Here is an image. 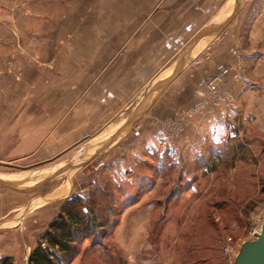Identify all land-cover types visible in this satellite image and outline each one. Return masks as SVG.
<instances>
[{
    "label": "crops",
    "instance_id": "1",
    "mask_svg": "<svg viewBox=\"0 0 264 264\" xmlns=\"http://www.w3.org/2000/svg\"><path fill=\"white\" fill-rule=\"evenodd\" d=\"M239 2L240 12L227 30L219 37L201 40L192 55L189 48L181 58L187 60L180 75L156 95L148 113L104 153V157L118 156L111 162L114 166H124L119 159L122 149L146 141L140 150L146 162L140 161L135 171L125 167L121 171L119 166L118 176L110 177V183H136L134 188H140L153 178L154 189L160 186V173L171 174L178 167L186 173L191 167L189 159L180 164L175 160L180 152L173 148L175 138H170L169 126L199 103L206 116L198 124L196 119L188 120L184 132L177 135L182 136L177 138L183 144L181 154L187 157L186 152L197 148L198 141H203L195 150L199 161L204 149L212 146L208 140L215 145V137H209L218 133L219 126L212 123L215 112L234 111L229 117H239L245 127L252 125L264 134V0ZM236 3L0 0V165L54 162L84 142L99 141L101 145L95 149H100L144 103L151 89L173 76L184 48L202 30L221 26ZM244 61H249L247 74L242 71ZM215 81L225 84L231 98L229 104L217 108L207 100V87ZM155 122L164 127L152 133L149 128ZM216 148L220 147L210 150ZM214 152V156L219 153ZM105 163L96 171L103 173L108 168ZM98 179L94 176L87 182L94 187ZM143 196L135 199L131 195L133 207L143 203L147 197ZM64 202L57 211L46 207L42 218L54 214L51 223ZM129 216L126 211L120 218L119 238ZM145 223L144 216L136 219L138 226ZM136 230V237L146 234V230ZM137 248L130 249L136 252Z\"/></svg>",
    "mask_w": 264,
    "mask_h": 264
},
{
    "label": "rangeland",
    "instance_id": "2",
    "mask_svg": "<svg viewBox=\"0 0 264 264\" xmlns=\"http://www.w3.org/2000/svg\"><path fill=\"white\" fill-rule=\"evenodd\" d=\"M193 50L195 48H191L189 54L192 55ZM242 71L246 74L249 72V61H244ZM224 85L215 81L207 87V100L216 108L222 103L231 102ZM233 112L223 110L221 115L215 112L216 119L212 123L214 126L216 123L219 129L216 128L218 133H210L209 137H215L216 143L214 145L213 140L208 141L212 142L211 147L221 149H204V157L200 161L195 158V150L201 148L203 141H198L197 148L186 152L187 157L181 154L183 144L177 138L182 136L177 135L184 132L188 120L196 119V124L202 121L206 110L199 103L180 114V120L173 121L169 126L170 138H175L171 143L180 152L175 159L177 163L189 159L191 167L186 173L180 167L171 174L160 173L158 188H151L153 178L140 188H134L136 183L125 185L118 197L124 192L135 199L142 194L147 197L135 208L131 195L123 197L115 213L108 217L110 225L107 237L100 236L104 247L97 252L89 251L92 241H88L81 247L82 255L77 264H234L242 244L252 240L264 223V134L252 125L245 127L244 120L239 117H229ZM163 127L155 122L149 131L157 133ZM132 132L135 133L131 131L130 134ZM220 138H224L223 141ZM145 142H133L122 149L119 159L123 160L124 166L111 164L118 156L104 157V154L83 163L101 145L99 141L84 142L54 162L27 161L10 166L0 165V180L21 182L16 189L0 184V259L10 256L15 264H28L29 254L37 247L54 216L42 218L44 209L47 207L57 211L63 201L82 193L89 197L91 190L107 186L110 177L118 176L119 166L121 171L125 168L139 169L140 161L146 162V159L143 160L146 157L141 156L140 151ZM215 150L219 152L217 156H214ZM105 160L108 168L104 167L106 170L103 173L96 171ZM69 164H74V167L46 182H40ZM113 166V170L109 168ZM94 176L100 180L93 187L87 181ZM23 185L27 187L23 188ZM28 190L30 192H26ZM64 192L66 195L62 196ZM126 211L130 216L120 229L123 235L119 238L116 235L118 227L114 230V224ZM140 216L145 217V225L136 224ZM134 229L137 232L146 230V234L136 237ZM135 237L139 239L138 246ZM129 246L138 247V250L134 252L135 249ZM227 246L231 247L230 252L225 251ZM124 259L127 263L123 262Z\"/></svg>",
    "mask_w": 264,
    "mask_h": 264
},
{
    "label": "trees",
    "instance_id": "3",
    "mask_svg": "<svg viewBox=\"0 0 264 264\" xmlns=\"http://www.w3.org/2000/svg\"><path fill=\"white\" fill-rule=\"evenodd\" d=\"M124 187V184L110 183L91 190L89 197L76 195L67 199L32 250L29 264H75L82 255L81 247L88 241H92L89 251L97 252L104 247L100 236L107 237L108 217L115 213L123 197L130 195L124 192L117 196ZM119 223L120 219L114 224V230ZM0 264H15V261L8 256L0 259Z\"/></svg>",
    "mask_w": 264,
    "mask_h": 264
},
{
    "label": "water",
    "instance_id": "4",
    "mask_svg": "<svg viewBox=\"0 0 264 264\" xmlns=\"http://www.w3.org/2000/svg\"><path fill=\"white\" fill-rule=\"evenodd\" d=\"M240 9H241V4L239 0H237L236 8L233 14L221 26L211 27L202 30L198 34V36H196L178 56V63L173 76L159 83L158 85L154 86L149 92V94L145 97L144 103L135 111V113L126 121V123L120 129H118L113 134V136L105 144H103V146L100 149L96 150L94 154H92V156H90V158H88V160L84 161L83 163H88L103 155L123 135L129 132L132 129V127H134L148 113L150 106L155 100L156 95L160 94V92H162L170 82H172L175 78H177L180 75L187 60V58L182 60L181 58L184 57L187 50L189 48H196L200 44V41L203 40L204 38L211 36L219 37L232 24V22L238 16ZM72 167H74V164H69L65 166L61 171L55 172V174H53L52 176L43 178L40 182H46L51 178L56 177L62 174L63 172L71 169ZM20 183L21 182H8V181L0 180V184L2 186L10 187L13 189H16L15 188L16 185ZM26 192H30V190ZM234 264H264V223L262 225L261 232L257 234L256 238L246 241L242 244Z\"/></svg>",
    "mask_w": 264,
    "mask_h": 264
},
{
    "label": "built area",
    "instance_id": "5",
    "mask_svg": "<svg viewBox=\"0 0 264 264\" xmlns=\"http://www.w3.org/2000/svg\"><path fill=\"white\" fill-rule=\"evenodd\" d=\"M195 63H197V61H196ZM260 232H261V231H260ZM260 232H256V233L254 234V238H256L257 234H259ZM254 238H253V239H254ZM225 251H226V252H230V251H231V247H230V246H227L226 249H225Z\"/></svg>",
    "mask_w": 264,
    "mask_h": 264
}]
</instances>
